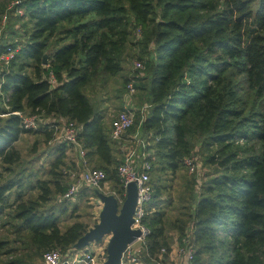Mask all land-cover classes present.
<instances>
[{"label": "trees", "instance_id": "trees-1", "mask_svg": "<svg viewBox=\"0 0 264 264\" xmlns=\"http://www.w3.org/2000/svg\"><path fill=\"white\" fill-rule=\"evenodd\" d=\"M17 6L24 10L20 16L28 26L24 39L0 41V53L14 49L0 81V113H5L0 115V216L10 214L18 220L13 230L26 232L37 249L58 245L64 251L86 230L78 220L62 230L57 212L40 209L53 192L60 196L67 188L62 169L74 166L75 160L68 159L67 151L73 147L65 141L53 147L48 169L52 177L37 179V198L24 199L17 189L9 200L11 190L23 184L19 176L2 174L20 159L15 141L31 131L41 132L46 140L53 137L50 123L37 129L23 127L16 110L73 120L90 165L102 168L112 191L124 198L117 171L123 137L112 139V116L108 120L106 107L96 108L90 92L122 68L130 11L145 44H155V58H141L149 80L133 83L136 89L147 90L149 109L142 128L155 135L160 160L155 165L145 157L152 163L153 193L144 219L152 230L150 250L170 242L160 205L164 186L152 173L165 168L176 172L191 153L189 138L199 134L206 144H216L205 160L220 169L201 181L197 197L191 189L193 211L188 219L176 220L179 237L187 233L191 221L193 241L200 243L197 248L194 244L191 264L201 263L205 251L216 254L207 264H264V0H19ZM50 70L55 83L50 82ZM240 139L259 147L242 148ZM89 190L95 188L83 185L77 196ZM69 200H61L62 210ZM3 244L0 240V250Z\"/></svg>", "mask_w": 264, "mask_h": 264}, {"label": "rangeland", "instance_id": "rangeland-1", "mask_svg": "<svg viewBox=\"0 0 264 264\" xmlns=\"http://www.w3.org/2000/svg\"><path fill=\"white\" fill-rule=\"evenodd\" d=\"M14 1L15 0H0V41L3 43L23 40L24 33L28 27L25 19H22L20 16L24 10L22 8L19 9V7H17L19 2L14 3ZM126 5L128 6V4ZM159 8L160 6H157V11H159ZM4 14L7 15L5 21L2 20ZM128 16V33L121 50L122 68L117 74L106 76L107 78L105 77L106 80L103 82L105 85L99 87L100 84H98L93 90H91L90 95L93 98L96 108L103 111L104 107H106L104 110L107 111L106 117L108 120H110L111 116H113L119 109L123 108L124 103H127V107H130L135 111L136 120L133 126L123 136V139H121L122 144L125 145L124 147L129 146L133 149V153L138 160L150 156V158L154 160L155 165H160V160L155 155V135L152 131H144L142 128L143 118L149 109L147 90L143 88H135L133 94H129L125 85L128 77H130L128 81L135 82L138 85L146 83V81L149 80V71L146 70V68H135L133 61L135 59L141 60V58L144 60L154 59L155 44L153 41H150L147 45L145 44L146 42L143 37V31L140 26L135 23L134 14L129 11ZM55 37L50 38L51 44ZM4 68L5 64L1 62L0 74ZM27 70L31 71V68H27ZM103 79L104 77L99 81H103ZM1 105H3V103ZM0 115H5V113H0ZM51 121V116L45 117L42 115L39 125L33 129H37L45 123H51ZM57 134L58 131L54 133V138ZM189 140L193 147L190 151L191 153L187 155H195L199 168L197 173L190 172L184 162H182L181 167L174 173L166 168L161 171L154 170L152 173V177L154 179L158 178L164 186L161 189L162 200L160 205L164 209L163 223L165 236H167L170 241L169 246H166L168 249L177 247L179 243L180 231L176 226L178 222H176V220L178 218L182 220L188 219L187 214L193 211V201L194 198L197 197L196 189H199V184L204 179L216 175L217 170L220 169L217 164L205 160L206 155L214 151L216 144H206L204 142V136L199 134L192 135ZM55 142V139L50 138L46 140L41 132L35 131L23 133L18 140L15 141L14 145L20 152V159L13 164V168L10 172L2 171V174L3 177L19 176L21 177L23 184L20 188L14 187L13 190H11L10 201L13 199L17 189L23 192L24 199L37 198L39 193L37 179H49L52 177L48 173V169L50 161L54 156L53 147ZM237 143L242 148H248V150L257 149L259 147L255 141L247 143L245 140L240 139ZM252 143H254V145H251ZM121 149L118 147V153L120 154L118 158L121 157ZM73 154L74 150L68 155L69 160L72 159ZM66 182V180H63V183ZM193 187L194 198L191 196V189ZM100 190L106 193H114L110 187V183H106V186L103 185ZM61 200V195L59 196L58 193L53 192L51 199L43 203L40 209H53L57 212L59 225L62 230L76 220L85 223L86 229L92 226L94 222L98 221V214L102 202L96 195L95 190H89L85 192V195H76L69 200L70 202L67 203L65 210L61 209ZM7 211L11 212L12 207L7 208ZM190 222L188 221L186 226L189 233L192 234L189 227ZM17 223L18 220L13 219L10 214L0 216V240L5 241V244H3V247L0 250V264H8V262L12 260L15 261L14 264H45L42 254L47 248L37 249L28 239L26 232H15L13 230V224ZM106 242L107 240L105 237L99 241H92L85 247L93 250L97 254L96 259L101 261V258L106 255ZM171 244H174V246H171ZM194 244H196L197 248L200 243ZM55 247L60 248L62 252H64L62 247L58 245ZM49 248H52V246L48 247V249ZM215 256L216 254L211 255L208 251H205L202 253V262L199 264H207V262L212 261Z\"/></svg>", "mask_w": 264, "mask_h": 264}, {"label": "built area", "instance_id": "built-area-1", "mask_svg": "<svg viewBox=\"0 0 264 264\" xmlns=\"http://www.w3.org/2000/svg\"><path fill=\"white\" fill-rule=\"evenodd\" d=\"M18 2L19 0L14 1V3ZM6 16V14L3 15V21L6 20ZM13 55L14 49L7 47L5 51L0 53V63L3 62L6 68ZM133 63L135 68H144V63L140 59H135ZM48 76L50 82L55 83L56 80L51 70L48 72ZM126 88L129 94H133L135 91V86L132 81L126 83ZM14 112L20 115L21 124L25 128L38 126L42 118L40 113L37 112L23 113L18 110ZM134 120L135 111L127 107V103H125L123 108L112 116L110 127V136L112 139H121L127 129L134 123ZM52 121L49 124V126L53 127L52 139L56 140L55 143L65 141L71 144L75 153V165L64 166L62 169L64 176L68 179V185L61 194V198H74L83 185L91 186L95 189L103 187L106 182V173L102 168L90 165L86 155V148L77 137L78 126L76 123L64 117L54 118ZM56 131H58V134L54 138ZM183 162L190 172H198V161H196L194 154L185 156ZM151 168L152 163L149 159L143 158L142 160H138L133 153V149L129 146L124 147L123 158L117 165V171L124 186V195L126 193L127 183L129 181L135 182L137 190L136 203L130 225L132 228L139 229V235L127 243L122 250L120 264H191L194 258L195 247L193 235L189 233V230L180 237L179 243L175 248L168 249L166 246H161L154 252L149 248V237L152 230L144 219L150 211L148 209V203L152 199L153 193L152 183L150 181ZM189 227L191 229V224ZM96 256L97 254L93 250L85 246L79 249L71 247L64 252L60 248L53 247L43 253V261L45 264H105L106 255L101 258V261H98Z\"/></svg>", "mask_w": 264, "mask_h": 264}, {"label": "water", "instance_id": "water-1", "mask_svg": "<svg viewBox=\"0 0 264 264\" xmlns=\"http://www.w3.org/2000/svg\"><path fill=\"white\" fill-rule=\"evenodd\" d=\"M47 53L43 54L42 63H47ZM102 202L98 221L86 229L74 242L73 247L82 248L92 241L107 238L105 264H120V255L127 243L139 235L138 228H132V213L136 203V185L129 181L126 185L124 198L115 193H106L95 189Z\"/></svg>", "mask_w": 264, "mask_h": 264}, {"label": "crops", "instance_id": "crops-1", "mask_svg": "<svg viewBox=\"0 0 264 264\" xmlns=\"http://www.w3.org/2000/svg\"><path fill=\"white\" fill-rule=\"evenodd\" d=\"M124 104H125V103H124ZM124 104H123V106H124ZM105 112H106V115H107V111H105ZM71 151H72L71 149L68 150V151H67V154H68V155L71 154ZM74 157H75V153L72 155V160H74ZM106 183H109V181L106 180V182H105V184H104L105 186H106ZM171 246H174V244H171Z\"/></svg>", "mask_w": 264, "mask_h": 264}]
</instances>
